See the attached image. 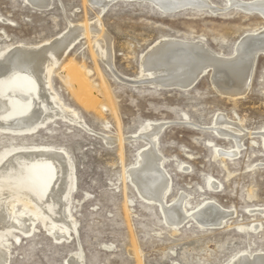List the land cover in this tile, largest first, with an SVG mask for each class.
<instances>
[{
	"label": "rangeland",
	"instance_id": "rangeland-1",
	"mask_svg": "<svg viewBox=\"0 0 264 264\" xmlns=\"http://www.w3.org/2000/svg\"><path fill=\"white\" fill-rule=\"evenodd\" d=\"M209 1L226 7L228 0ZM128 2H113L100 12L86 0H51L45 10L32 8L24 0H0V52L20 43L37 45L52 40L67 32L69 24L99 20L111 38L113 71L138 79L141 56L163 37L199 40L212 52L229 55L249 31L264 27L260 15L232 6L215 14L192 8L166 13L146 0ZM86 39L77 41L56 70L60 72L71 58L84 65L90 71L93 91L98 93L97 106L86 109L78 102L56 70L50 83L89 132L61 119L31 135L0 131V154L18 144L50 145L68 154L76 179L70 201L76 231H70L67 241L48 234L50 223H36L28 236L13 232L2 241L8 244V264H65L78 250L84 264H226L241 251L264 252L261 138L245 136L237 157L224 161L214 157L210 146L234 149L232 139L213 130L217 115L237 124L238 129L230 127L234 131L257 134L264 127V56L255 62L245 96L231 99L214 90L209 72L185 90L117 80L102 60L93 59L92 50L105 45L102 39ZM99 104L111 111L100 110ZM152 121L166 122L157 142L170 181L165 204H172L180 195L187 197L186 209L195 210L202 200L215 202L231 216L221 228H202L191 218L177 227L168 225L161 208L141 199L129 179H124L143 142L126 139L121 147L117 142L106 144L100 137H133ZM209 180L219 188L209 187ZM255 224L260 226L255 232L239 229Z\"/></svg>",
	"mask_w": 264,
	"mask_h": 264
},
{
	"label": "bare ground",
	"instance_id": "bare-ground-1",
	"mask_svg": "<svg viewBox=\"0 0 264 264\" xmlns=\"http://www.w3.org/2000/svg\"><path fill=\"white\" fill-rule=\"evenodd\" d=\"M24 1L38 10L47 9L51 2ZM117 1L121 0H86V3L104 12ZM146 1L166 13L192 8L215 14L232 6L246 13H256L264 20V0H228L226 7L217 6L209 0ZM67 30L64 34L41 44L20 43L8 46L0 52L1 132L31 135L56 119L78 125L89 132L77 113L61 102L50 83L51 74L82 37L88 39L94 36L102 39L105 45L102 48L97 45L95 50H92L93 59L96 57L102 60L117 80L130 85L148 84L185 90L209 72L214 90L231 99L245 96L251 86L255 62L259 56H264V27L261 30L249 31L233 46L229 55L212 52L199 40L163 37L141 56L140 77L131 79L113 71L111 38L103 30L99 20L80 25L69 24ZM62 68L60 72L56 71L78 102L83 103L86 109L96 107L98 93L93 91L94 86L89 80L90 71L72 58ZM109 108L100 105V110L111 111ZM165 123L148 122L133 137L102 135L100 138L106 144L117 142L121 147L122 141L126 139L143 142V146L135 152L134 164L124 172V179H129L141 199L155 203L161 208L168 225L177 227L191 218L202 228H221L230 214L215 202L202 200L195 210L186 209L187 197L180 195L172 204H165L170 181L163 169V157L157 150L158 136ZM213 126V130L219 135L232 139L234 143V149L228 151L210 144L215 158L224 161L237 157L245 136L258 135L264 149V127L257 134L245 132L240 128L239 131H234L230 127L238 125L221 115L215 117ZM120 155L122 156V152ZM73 169L68 154L62 148L50 145H10L0 154V264H8L9 261L8 244L2 243L4 238L13 236V232L28 236L33 233L36 223L45 226L50 223L47 232L57 241H67L71 238L70 231H76V223L70 211L71 196L76 189ZM206 184L215 190L219 188L212 180ZM127 204L128 202L125 205L126 212ZM18 205L21 208H18ZM259 227L255 224L239 229L255 232ZM132 253L138 258L136 252ZM65 264H84L82 252L78 250L71 254ZM226 264H264V252L241 251L232 256Z\"/></svg>",
	"mask_w": 264,
	"mask_h": 264
},
{
	"label": "water",
	"instance_id": "water-1",
	"mask_svg": "<svg viewBox=\"0 0 264 264\" xmlns=\"http://www.w3.org/2000/svg\"><path fill=\"white\" fill-rule=\"evenodd\" d=\"M125 2H128V1H125ZM131 2V1H130ZM130 2H128V3H130Z\"/></svg>",
	"mask_w": 264,
	"mask_h": 264
}]
</instances>
